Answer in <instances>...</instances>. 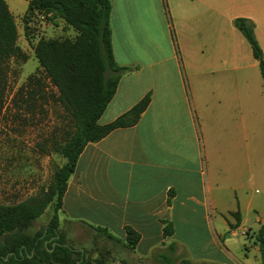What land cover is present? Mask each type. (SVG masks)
<instances>
[{
    "label": "crops",
    "instance_id": "1",
    "mask_svg": "<svg viewBox=\"0 0 264 264\" xmlns=\"http://www.w3.org/2000/svg\"><path fill=\"white\" fill-rule=\"evenodd\" d=\"M5 1L18 45L33 52L43 15L24 22L29 0ZM110 1L114 60L137 69L119 78L98 122L112 121L148 92L151 99L135 125L84 146L62 215L122 241L132 227L140 234L132 251L141 259L177 243L193 262L251 264L232 252L226 232L244 228L250 212L254 233L264 222V82L234 20L254 23L264 55V0ZM237 210L239 225L230 229ZM163 220L172 235L163 236Z\"/></svg>",
    "mask_w": 264,
    "mask_h": 264
},
{
    "label": "trees",
    "instance_id": "2",
    "mask_svg": "<svg viewBox=\"0 0 264 264\" xmlns=\"http://www.w3.org/2000/svg\"><path fill=\"white\" fill-rule=\"evenodd\" d=\"M110 11V0H29L27 12L23 17V21L27 22L36 14L43 17L53 15L75 31L73 38L40 36L32 44L33 55L38 61L39 68L48 82L57 89V101L74 128L62 147L61 153L66 162L56 170L55 183L51 190V196H55L58 209H61L67 180L73 173L84 146L89 142L99 141L114 129L135 125L151 99V93L148 92L112 121L105 124L98 122L116 91L119 78L137 69L132 66H120L114 60L112 31L109 24ZM234 24L249 42L264 82V55L254 34V23L248 18L238 17ZM25 34L30 40V34L27 31ZM17 39L18 31L14 16L9 11L6 1L0 0V112L4 103L6 88L4 78L9 60L13 58L25 62L28 59V54L18 45ZM31 82L39 84L40 79L31 74L27 78V83ZM171 192L168 191V196H171ZM43 209L42 203L0 204V236L8 235L4 246L0 247V262L93 264L83 250L75 249L65 242L62 235L57 232L56 218L35 237L29 238L23 234ZM231 215L235 218V224L229 222L228 224L230 229H234L240 222L239 211L232 212ZM162 223L163 236L172 235V223L167 220H163ZM94 229L105 232L108 238L116 239L130 250L134 249L140 239V234L130 226H125V241L112 235L106 228ZM52 237L51 241L44 243ZM255 239L259 245L260 262L264 264V222L255 232ZM94 264L109 263L99 259Z\"/></svg>",
    "mask_w": 264,
    "mask_h": 264
},
{
    "label": "rangeland",
    "instance_id": "3",
    "mask_svg": "<svg viewBox=\"0 0 264 264\" xmlns=\"http://www.w3.org/2000/svg\"><path fill=\"white\" fill-rule=\"evenodd\" d=\"M43 20L46 26L35 29L40 36H75V31L58 17L49 15ZM27 54L25 62L13 58L9 60L0 112V204H44L41 214L31 221L23 234L35 237L56 218L57 232L65 242L83 250L93 264L99 259L109 264H118L119 260L124 264H207L191 261L186 248L177 243L163 245L150 257L141 259L121 242L108 238L105 232L62 215L51 190L56 170L66 162L61 153L62 147L74 128L57 101V89L44 77L33 52L28 51ZM31 74L39 77V84L27 83ZM246 218L244 228L238 227L233 235L226 232V237L234 254L240 258L247 256L251 264H260V251L254 248L257 227L253 212L244 214V220ZM7 237V234L0 236V247L4 246Z\"/></svg>",
    "mask_w": 264,
    "mask_h": 264
}]
</instances>
